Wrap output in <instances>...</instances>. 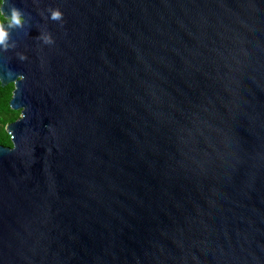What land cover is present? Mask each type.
Wrapping results in <instances>:
<instances>
[{"label": "water", "instance_id": "1", "mask_svg": "<svg viewBox=\"0 0 264 264\" xmlns=\"http://www.w3.org/2000/svg\"><path fill=\"white\" fill-rule=\"evenodd\" d=\"M10 2L0 264H264V0Z\"/></svg>", "mask_w": 264, "mask_h": 264}, {"label": "clouds", "instance_id": "2", "mask_svg": "<svg viewBox=\"0 0 264 264\" xmlns=\"http://www.w3.org/2000/svg\"><path fill=\"white\" fill-rule=\"evenodd\" d=\"M6 3L9 7L10 15L6 14L4 8ZM50 19L52 21H62L63 13L57 9H49ZM26 21L24 19V14L21 9L15 7L10 0H0V48L4 51H8L9 48H14L15 44L9 43V30L14 28H22L25 25ZM7 26V28H6ZM38 39L42 40L44 44L51 45L54 43V40L51 37V34H43ZM18 57L21 61L27 59L23 54H18Z\"/></svg>", "mask_w": 264, "mask_h": 264}, {"label": "trees", "instance_id": "3", "mask_svg": "<svg viewBox=\"0 0 264 264\" xmlns=\"http://www.w3.org/2000/svg\"><path fill=\"white\" fill-rule=\"evenodd\" d=\"M12 89L11 84L0 87V145L2 146H10L9 138L3 127L16 120L19 115V111L10 110L6 104L11 97Z\"/></svg>", "mask_w": 264, "mask_h": 264}, {"label": "rangeland", "instance_id": "4", "mask_svg": "<svg viewBox=\"0 0 264 264\" xmlns=\"http://www.w3.org/2000/svg\"><path fill=\"white\" fill-rule=\"evenodd\" d=\"M18 117H19V115H18ZM10 141V140H9Z\"/></svg>", "mask_w": 264, "mask_h": 264}]
</instances>
